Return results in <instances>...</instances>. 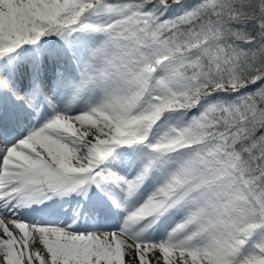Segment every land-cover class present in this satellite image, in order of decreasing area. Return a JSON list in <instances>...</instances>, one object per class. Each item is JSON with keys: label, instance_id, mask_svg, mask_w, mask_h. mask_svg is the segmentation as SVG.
Listing matches in <instances>:
<instances>
[{"label": "snow or ice", "instance_id": "snow-or-ice-1", "mask_svg": "<svg viewBox=\"0 0 264 264\" xmlns=\"http://www.w3.org/2000/svg\"><path fill=\"white\" fill-rule=\"evenodd\" d=\"M0 264H264V0H0Z\"/></svg>", "mask_w": 264, "mask_h": 264}]
</instances>
